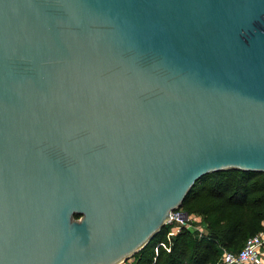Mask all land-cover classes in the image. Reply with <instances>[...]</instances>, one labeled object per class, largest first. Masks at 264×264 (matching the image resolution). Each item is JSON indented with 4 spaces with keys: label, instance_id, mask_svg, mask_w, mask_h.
Returning <instances> with one entry per match:
<instances>
[{
    "label": "water",
    "instance_id": "95a60500",
    "mask_svg": "<svg viewBox=\"0 0 264 264\" xmlns=\"http://www.w3.org/2000/svg\"><path fill=\"white\" fill-rule=\"evenodd\" d=\"M229 169L264 173V0H0V264H120Z\"/></svg>",
    "mask_w": 264,
    "mask_h": 264
},
{
    "label": "trees",
    "instance_id": "16d2710c",
    "mask_svg": "<svg viewBox=\"0 0 264 264\" xmlns=\"http://www.w3.org/2000/svg\"><path fill=\"white\" fill-rule=\"evenodd\" d=\"M177 212L193 217V225L178 231L175 221L164 225L133 255V264H216L222 250L237 251L246 238L264 233V173L203 175Z\"/></svg>",
    "mask_w": 264,
    "mask_h": 264
},
{
    "label": "built area",
    "instance_id": "2783aa9c",
    "mask_svg": "<svg viewBox=\"0 0 264 264\" xmlns=\"http://www.w3.org/2000/svg\"><path fill=\"white\" fill-rule=\"evenodd\" d=\"M181 212L172 213L170 223H177L176 231L180 227H190L195 222L193 217L186 215L184 218ZM200 230V227H197ZM128 260L120 264H128ZM216 264H264V233H258L244 240L237 251L222 250Z\"/></svg>",
    "mask_w": 264,
    "mask_h": 264
},
{
    "label": "rangeland",
    "instance_id": "374dc122",
    "mask_svg": "<svg viewBox=\"0 0 264 264\" xmlns=\"http://www.w3.org/2000/svg\"><path fill=\"white\" fill-rule=\"evenodd\" d=\"M196 225V224H195ZM197 227H201V224H197ZM128 264H133L134 263V257L128 259Z\"/></svg>",
    "mask_w": 264,
    "mask_h": 264
}]
</instances>
